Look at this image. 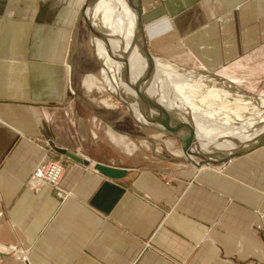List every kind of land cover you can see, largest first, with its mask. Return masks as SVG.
Wrapping results in <instances>:
<instances>
[{"label": "crops", "instance_id": "0c3cea01", "mask_svg": "<svg viewBox=\"0 0 264 264\" xmlns=\"http://www.w3.org/2000/svg\"><path fill=\"white\" fill-rule=\"evenodd\" d=\"M83 3L0 0V264H264V146L201 169L93 159L124 168L119 178L68 156L83 155L62 133ZM140 4L153 56L264 77V0ZM50 159L65 167L60 198L27 183Z\"/></svg>", "mask_w": 264, "mask_h": 264}, {"label": "bare ground", "instance_id": "6f19581e", "mask_svg": "<svg viewBox=\"0 0 264 264\" xmlns=\"http://www.w3.org/2000/svg\"><path fill=\"white\" fill-rule=\"evenodd\" d=\"M85 3L86 0L83 6ZM80 10L77 12L75 25H78L82 17ZM83 15L88 20L89 26H86L89 40L100 71L99 76L90 73L85 75L82 81L88 91L104 93L97 99L101 100V105L108 108L124 106L128 115L132 112L137 116L135 117L138 127L159 135L162 131H167V123L163 121L167 120L168 127L172 128L175 134L182 136V139L189 138L199 149L206 152L232 148L237 146V142L251 138L252 134H263L264 99L247 94L241 85L237 87L239 81L236 76L222 71L227 77L214 78L210 76L211 72L204 70V74H201L195 70H187L166 59L156 58L150 52L151 57L148 59L142 53L138 40L135 41L136 19L128 0H95L88 5ZM96 21L103 24L98 25ZM68 69L74 72L72 65H68ZM74 92L75 90L72 91ZM209 95H213L212 100H216H208V103H205L204 98ZM228 99L238 102L215 103ZM185 114L189 116L182 117ZM156 121L164 122L166 127ZM114 131L116 130L113 127L108 129L109 133L117 136L122 142L124 133ZM81 134H86L85 129L81 130ZM148 142L155 153L157 146L153 140H143L141 143L149 147ZM132 145L135 146L134 143ZM177 153L182 158L181 147ZM190 156L191 158L188 157L183 164L189 163L194 167L199 166L198 168L209 165H197L196 157ZM82 157L87 160V166L94 167L96 161Z\"/></svg>", "mask_w": 264, "mask_h": 264}, {"label": "rangeland", "instance_id": "374dc122", "mask_svg": "<svg viewBox=\"0 0 264 264\" xmlns=\"http://www.w3.org/2000/svg\"><path fill=\"white\" fill-rule=\"evenodd\" d=\"M96 22L98 25L103 24V22ZM87 39L88 38L86 36V30L82 26L81 22H79L78 25H75V30L70 41L67 61H65L67 88L69 94L72 95V103L74 109L73 124L68 121L67 123H63V140L67 145V148L72 150L74 153L83 154L82 156L84 157L88 156L87 158L90 157L89 159L92 160H120L123 163L133 164L136 167L159 166L161 168H173L179 165L192 166L189 163L183 164V161L179 160L181 156L177 152L179 151L181 146L178 142L173 141V139L163 136V133H168L167 131H162L163 133L159 135L157 133H152L141 129L140 127H138V123H136L137 116L135 114H132L131 111L130 116L127 114V109L122 105H119L116 108H108L101 105V103H99L101 100L97 99L101 98L104 93L94 92V90L88 91L84 87L82 81L83 77L90 73L99 76L100 71L98 61L95 57H93V47L91 41L89 40L88 42ZM171 59L172 61H168L176 64L181 68H186L187 70H195V72L201 74H204V72H206H203L201 68L191 66L190 63L184 62L183 58H180L178 56L171 57ZM244 63L246 64L244 66L249 69H254L256 68V66L259 68L264 64L259 63L257 65H254L253 63H250L249 65L246 62H243V64ZM68 65L73 66L74 72L73 70L69 69L67 72ZM211 73L212 75L210 76L214 78H224V76L227 77L220 72ZM257 75L260 74L255 73V75H253L243 70L235 73V76H237V78L243 82V86L241 87H244L246 89L245 92L247 94H251V96L253 97L255 96L254 98L264 99V77L259 78ZM254 76H256V79H254ZM240 85L241 84H239L237 87H240ZM74 90L75 92L72 93V91ZM209 97L205 96V103H208V100H211L213 102L216 100H212L213 95H209ZM226 101L238 102V100L228 99L218 100L215 103H224ZM125 102H127V100H125ZM132 110L135 111L136 109L132 108ZM138 115L140 117V113ZM186 116L189 115L185 114L182 117ZM80 117L84 120L81 119L79 121L80 123H77V120L80 119ZM186 118L184 119V122L186 121ZM112 127L116 130L114 132L124 133V140L122 142L117 136L108 132V129ZM66 128L68 130H65ZM82 129H85L86 131V134L84 136H82L81 134ZM143 140H153L157 146V151L153 153L150 142H148L149 147H147L141 143ZM132 143H134L135 146H133ZM166 143H172V145H167ZM208 166H214V164H209ZM88 167L94 169V167L91 165H89Z\"/></svg>", "mask_w": 264, "mask_h": 264}, {"label": "water", "instance_id": "95a60500", "mask_svg": "<svg viewBox=\"0 0 264 264\" xmlns=\"http://www.w3.org/2000/svg\"><path fill=\"white\" fill-rule=\"evenodd\" d=\"M128 1L130 2V5L134 9V15H135V19H136V22H135V31L136 32L134 31L135 32L134 34L136 37L135 41L137 42V40H138V43H140V45H141L142 53L148 59H150L151 55L148 51V47H147V43H146V39H145V35H144V29H143V25H142V9H141L140 0H128ZM94 2H95V0H86V3L84 4V6L80 10V15L82 17L79 20V22H81L82 26L86 30V36L88 38L87 39L88 42H89V34L87 33V28L85 25L86 24H87V26H89V25H88V20L84 18L83 13H84V11H86L89 4H92ZM93 57H94V55H93ZM163 121L167 123L166 124L167 127L164 125V122L158 121L164 127L167 128L168 133L162 132L164 134L163 136H165L167 138H171V139H173V141H176L179 143V145L181 146V150L183 152L181 155L184 156V157L182 156V158H180L179 160L183 161V162L185 160H187L188 157L191 158L190 155H194L198 161V162H196L197 165H201V164L218 165V164H222L224 162H227L231 158H234L238 155L250 152L257 147L264 145V132H263V134H261V132H260V133L252 134L251 138H249L243 142H237L236 143L237 146H233L232 148L216 149L214 151H209V152L207 151L206 152V151L199 149L195 145V143L193 141H191L189 138L185 137L182 139V136L178 135L177 133L175 134L173 129L168 127L169 123L167 122V120H163ZM250 132H252V131H250ZM67 154L73 160L80 162V163L83 162V163L87 164L86 159H82L73 153H67ZM189 162H191L192 164L194 163L193 161H189ZM94 168L97 171H99L101 174H103L107 177H111V178L122 177L126 171L122 167H115V166H111V165L103 164V163H99V162H96L94 164Z\"/></svg>", "mask_w": 264, "mask_h": 264}, {"label": "built area", "instance_id": "2783aa9c", "mask_svg": "<svg viewBox=\"0 0 264 264\" xmlns=\"http://www.w3.org/2000/svg\"><path fill=\"white\" fill-rule=\"evenodd\" d=\"M63 170L64 164L59 159H50L45 165L33 169L27 183L34 190L48 185L55 190L59 198L63 197L65 191L60 186Z\"/></svg>", "mask_w": 264, "mask_h": 264}]
</instances>
